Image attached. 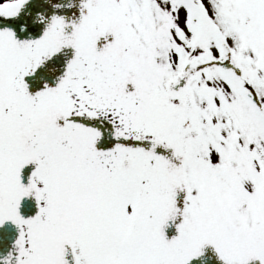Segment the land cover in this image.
Wrapping results in <instances>:
<instances>
[{"label":"snow or ice","instance_id":"snow-or-ice-1","mask_svg":"<svg viewBox=\"0 0 264 264\" xmlns=\"http://www.w3.org/2000/svg\"><path fill=\"white\" fill-rule=\"evenodd\" d=\"M0 264H264V0H0Z\"/></svg>","mask_w":264,"mask_h":264}]
</instances>
